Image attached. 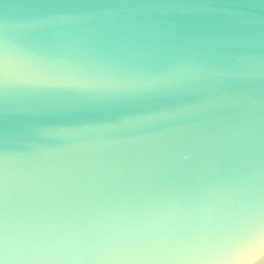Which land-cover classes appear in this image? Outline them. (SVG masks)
<instances>
[{"label": "water", "instance_id": "obj_1", "mask_svg": "<svg viewBox=\"0 0 264 264\" xmlns=\"http://www.w3.org/2000/svg\"><path fill=\"white\" fill-rule=\"evenodd\" d=\"M0 57L49 81L0 85L17 264H119L121 231L264 202V0H0Z\"/></svg>", "mask_w": 264, "mask_h": 264}, {"label": "snow or ice", "instance_id": "obj_2", "mask_svg": "<svg viewBox=\"0 0 264 264\" xmlns=\"http://www.w3.org/2000/svg\"><path fill=\"white\" fill-rule=\"evenodd\" d=\"M9 82L33 84L48 83L45 75L33 68L17 67L10 70L7 60L0 57V85ZM61 87H91L78 85L70 80L57 81ZM7 159L0 160V176L6 171ZM264 209V202L258 204ZM257 205H253V208ZM249 208V209H250ZM248 209V210H249ZM230 217L227 221L213 225L207 220L182 221L179 227L164 229H142L138 231L124 230L109 237L107 243L122 254L119 264H137L139 261L155 260L171 257L178 253H190L211 247L217 240L237 228L248 212ZM0 264H17L15 258H10L7 235L0 230Z\"/></svg>", "mask_w": 264, "mask_h": 264}, {"label": "clouds", "instance_id": "obj_3", "mask_svg": "<svg viewBox=\"0 0 264 264\" xmlns=\"http://www.w3.org/2000/svg\"><path fill=\"white\" fill-rule=\"evenodd\" d=\"M137 264H264V209L250 208L237 228L207 249Z\"/></svg>", "mask_w": 264, "mask_h": 264}]
</instances>
